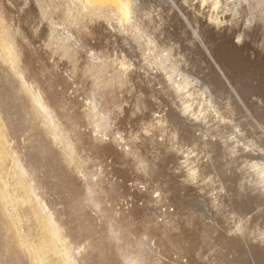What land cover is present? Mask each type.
<instances>
[{
    "label": "rangeland",
    "instance_id": "1",
    "mask_svg": "<svg viewBox=\"0 0 264 264\" xmlns=\"http://www.w3.org/2000/svg\"><path fill=\"white\" fill-rule=\"evenodd\" d=\"M185 1L0 0V264H264V0Z\"/></svg>",
    "mask_w": 264,
    "mask_h": 264
},
{
    "label": "bare ground",
    "instance_id": "2",
    "mask_svg": "<svg viewBox=\"0 0 264 264\" xmlns=\"http://www.w3.org/2000/svg\"><path fill=\"white\" fill-rule=\"evenodd\" d=\"M120 1V3L122 4V6H123V8L126 10V12H128V2H127V0H119ZM184 1V0H183ZM187 1V0H186ZM185 1V2H186ZM194 1H198L199 3H200V5L201 6H205L206 4L207 5H209V6H211V9H212V11H209V12H211L210 14V19L211 20H215V22H217L216 20H219L220 18H218L217 16H215L216 14H217V11L220 9V6L221 5H223V4H225L227 7H228V4H226V2H225V0H194ZM197 4V3H196ZM185 5V4H184ZM206 5V6H207ZM224 5V6H225ZM199 6V5H198ZM197 6V7H198ZM200 6V7H201ZM203 6V7H204ZM193 7H195V5L193 6ZM226 7V8H227ZM209 8V7H208ZM124 10V11H125ZM196 10V9H195ZM200 10V9H199ZM175 11V10H174ZM202 11V10H201ZM220 12V11H219ZM224 12V11H223ZM220 14V13H219ZM221 23H224V21L223 22H221ZM250 23V22H249ZM214 25H215V23H214ZM217 25V24H216ZM220 26V25H219ZM218 26V27H219ZM217 27V28H218ZM158 71V70H157ZM162 85V84H161ZM171 86H173V89H174V92H176L175 94H177V96H178V98H179V100L183 103V106H187L186 107V109L185 108H183V109H185V111L186 110H188L189 111V108H190V106H191V104H190V101H189V99H186V95H184V93L182 92V90L180 89V88H176L175 87V85L174 84H171ZM170 86V87H171ZM168 87V86H167ZM169 96V95H168ZM175 98V97H174ZM187 112V111H186ZM192 112V111H191ZM195 112V111H194ZM201 112V111H200ZM197 113V112H196ZM203 113V112H202ZM192 115V114H191ZM190 115V116H191ZM154 135V134H153ZM156 141V140H155ZM156 144V143H155ZM159 145V144H158ZM189 156V155H188ZM181 163V162H180ZM255 166V165H254ZM184 167V166H183ZM199 169V168H198ZM191 171V177H195V171H196V169L195 170H190ZM199 175V174H198ZM203 177V176H202ZM181 187V186H180ZM201 192V191H200ZM245 226V225H244Z\"/></svg>",
    "mask_w": 264,
    "mask_h": 264
}]
</instances>
